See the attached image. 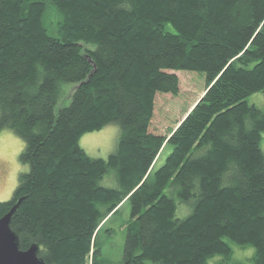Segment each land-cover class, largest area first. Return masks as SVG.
<instances>
[{
	"label": "trees",
	"instance_id": "trees-1",
	"mask_svg": "<svg viewBox=\"0 0 264 264\" xmlns=\"http://www.w3.org/2000/svg\"><path fill=\"white\" fill-rule=\"evenodd\" d=\"M179 71L204 75V94L154 133L157 96L180 94ZM257 93L264 0H0V132L24 141L29 167L0 218L22 199L11 220L21 249L38 244L47 264H86L94 249L106 264L98 236L129 202L122 264H232L230 242L264 264ZM110 124L116 151L89 157L80 139ZM112 172L118 187L102 186Z\"/></svg>",
	"mask_w": 264,
	"mask_h": 264
},
{
	"label": "rangeland",
	"instance_id": "rangeland-1",
	"mask_svg": "<svg viewBox=\"0 0 264 264\" xmlns=\"http://www.w3.org/2000/svg\"><path fill=\"white\" fill-rule=\"evenodd\" d=\"M57 19V15L53 13L51 19L48 18L46 20L51 34L54 33L52 27ZM177 74L181 81L180 94L178 96H157L155 117L151 126V131L154 133L167 135L204 94L206 87L204 75L187 71H179ZM66 88L72 91L74 85H66ZM248 100L250 104L256 105L264 111V93L254 94ZM69 102V99L65 100L60 106H66ZM120 133L121 129L117 124H110L101 131L87 133L82 136L79 145L89 157L106 160L116 151ZM24 147V141L11 130L4 129L0 132V202L12 199L19 185L20 175L29 170V167L23 164L20 159ZM261 147L264 152V134ZM171 151V145H168L163 150L156 163V169L164 164ZM100 184L109 188L118 187V182L113 172L107 174ZM190 212L191 210L187 204H181L177 214L179 218H185ZM130 218L131 205L129 202H125L121 205L119 212L110 219L104 228L112 229V234L106 230L99 234L98 240L102 246V258L106 264H122L127 237L126 224ZM230 244L234 250L232 264H253L255 256L253 247H242L232 242ZM253 249L254 251L249 256V251ZM221 261L222 257L216 256L209 261V264H220ZM86 264H94V249L88 255Z\"/></svg>",
	"mask_w": 264,
	"mask_h": 264
},
{
	"label": "water",
	"instance_id": "water-1",
	"mask_svg": "<svg viewBox=\"0 0 264 264\" xmlns=\"http://www.w3.org/2000/svg\"><path fill=\"white\" fill-rule=\"evenodd\" d=\"M22 199L0 218V264H47L39 257L40 246L32 245L21 249L20 239L11 228L13 214L18 210Z\"/></svg>",
	"mask_w": 264,
	"mask_h": 264
},
{
	"label": "clouds",
	"instance_id": "clouds-1",
	"mask_svg": "<svg viewBox=\"0 0 264 264\" xmlns=\"http://www.w3.org/2000/svg\"><path fill=\"white\" fill-rule=\"evenodd\" d=\"M253 251H254V249L249 251V256H251Z\"/></svg>",
	"mask_w": 264,
	"mask_h": 264
}]
</instances>
